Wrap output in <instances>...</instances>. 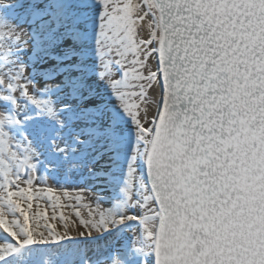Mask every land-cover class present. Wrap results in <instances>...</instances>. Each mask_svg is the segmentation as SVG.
I'll return each instance as SVG.
<instances>
[{
    "label": "snow or ice",
    "instance_id": "obj_1",
    "mask_svg": "<svg viewBox=\"0 0 264 264\" xmlns=\"http://www.w3.org/2000/svg\"><path fill=\"white\" fill-rule=\"evenodd\" d=\"M0 264H264V0H0Z\"/></svg>",
    "mask_w": 264,
    "mask_h": 264
},
{
    "label": "bare ground",
    "instance_id": "obj_2",
    "mask_svg": "<svg viewBox=\"0 0 264 264\" xmlns=\"http://www.w3.org/2000/svg\"><path fill=\"white\" fill-rule=\"evenodd\" d=\"M35 176V174H33ZM48 185H51L52 187H55V185L53 184V182H49L47 183ZM44 191L43 193H41L40 198L37 200L34 198L33 200V209L34 210H38L40 212H43L45 209H47L49 215H51V213L53 211H56L57 216L59 217V215L61 213H63L66 216H71L73 219H75L74 217V210L75 208H73L75 205L80 206V211H82V213H86L87 212V208L84 206V202L80 201V202H75L72 199L73 193L71 192L70 196H64L61 192V189H57L56 192L54 194H49L47 193V188H43ZM34 197L36 195V193L34 192ZM56 196H60L59 200H56L55 197ZM45 197H47V199H45ZM72 202V203H71ZM38 205V207H37ZM53 205L55 207H53ZM71 205V207H67ZM55 222V221H52Z\"/></svg>",
    "mask_w": 264,
    "mask_h": 264
},
{
    "label": "rangeland",
    "instance_id": "obj_3",
    "mask_svg": "<svg viewBox=\"0 0 264 264\" xmlns=\"http://www.w3.org/2000/svg\"><path fill=\"white\" fill-rule=\"evenodd\" d=\"M34 178H35V176H34ZM49 182H52L51 180H49ZM48 186H51V185H48V184H46V185H44V184H42V185H40V187H42V188H47ZM57 189H59V188H57ZM56 192V191H55ZM60 193H62V191L60 192ZM71 195V192H69V194H68V196H70ZM72 203V202H71ZM78 205H75L73 208H76ZM67 207H69V206H67ZM79 208H80V206H78ZM82 212V211H81Z\"/></svg>",
    "mask_w": 264,
    "mask_h": 264
}]
</instances>
